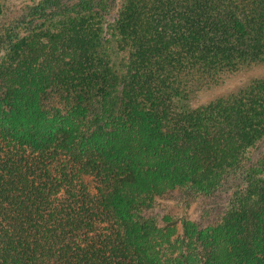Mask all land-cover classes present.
Segmentation results:
<instances>
[{"label":"trees","instance_id":"16d2710c","mask_svg":"<svg viewBox=\"0 0 264 264\" xmlns=\"http://www.w3.org/2000/svg\"><path fill=\"white\" fill-rule=\"evenodd\" d=\"M255 66L264 0H0V264H264V74L197 102Z\"/></svg>","mask_w":264,"mask_h":264},{"label":"rangeland","instance_id":"374dc122","mask_svg":"<svg viewBox=\"0 0 264 264\" xmlns=\"http://www.w3.org/2000/svg\"><path fill=\"white\" fill-rule=\"evenodd\" d=\"M261 74H264V66H255L249 70L240 72L228 78L221 85L208 87L202 90L198 95L197 102H207L217 95L231 91L239 85L246 83L253 76ZM86 180L88 184L91 185L92 178L87 176ZM227 195V192L221 191L210 197L196 196L189 198L178 191L170 192L159 197L155 206L145 211V215H156L159 218H164L166 216L178 217L180 223L177 233L181 236L183 227L186 224H190L197 229H202L216 220L226 205Z\"/></svg>","mask_w":264,"mask_h":264}]
</instances>
